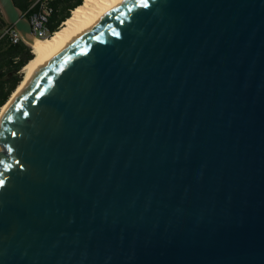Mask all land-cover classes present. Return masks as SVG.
I'll list each match as a JSON object with an SVG mask.
<instances>
[{
  "label": "water",
  "instance_id": "obj_1",
  "mask_svg": "<svg viewBox=\"0 0 264 264\" xmlns=\"http://www.w3.org/2000/svg\"><path fill=\"white\" fill-rule=\"evenodd\" d=\"M0 264H264V0H125L52 52L0 119Z\"/></svg>",
  "mask_w": 264,
  "mask_h": 264
},
{
  "label": "trees",
  "instance_id": "obj_2",
  "mask_svg": "<svg viewBox=\"0 0 264 264\" xmlns=\"http://www.w3.org/2000/svg\"><path fill=\"white\" fill-rule=\"evenodd\" d=\"M37 0H15L23 14L29 18ZM84 0H55L48 29L52 36ZM10 26L0 7V111L23 78V67L34 57L32 47L24 41L13 42L5 29Z\"/></svg>",
  "mask_w": 264,
  "mask_h": 264
},
{
  "label": "bare ground",
  "instance_id": "obj_3",
  "mask_svg": "<svg viewBox=\"0 0 264 264\" xmlns=\"http://www.w3.org/2000/svg\"><path fill=\"white\" fill-rule=\"evenodd\" d=\"M124 1L125 0H84L81 5L72 11V15L64 21L60 29L52 36L43 39L35 38L31 46L34 57L23 67V78L8 101L1 108L0 119L18 92L52 52Z\"/></svg>",
  "mask_w": 264,
  "mask_h": 264
},
{
  "label": "built area",
  "instance_id": "obj_4",
  "mask_svg": "<svg viewBox=\"0 0 264 264\" xmlns=\"http://www.w3.org/2000/svg\"><path fill=\"white\" fill-rule=\"evenodd\" d=\"M54 4L55 0H37L34 3L35 10L31 12L29 19L37 38H47L51 34L48 23L54 10ZM4 33L8 34L13 42L23 41L21 34L13 25L8 26Z\"/></svg>",
  "mask_w": 264,
  "mask_h": 264
},
{
  "label": "rangeland",
  "instance_id": "obj_5",
  "mask_svg": "<svg viewBox=\"0 0 264 264\" xmlns=\"http://www.w3.org/2000/svg\"><path fill=\"white\" fill-rule=\"evenodd\" d=\"M23 73V72H22ZM1 112V111H0Z\"/></svg>",
  "mask_w": 264,
  "mask_h": 264
}]
</instances>
